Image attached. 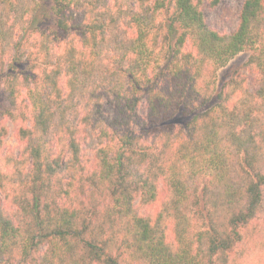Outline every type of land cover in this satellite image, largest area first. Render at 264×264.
Wrapping results in <instances>:
<instances>
[{
	"label": "trees",
	"instance_id": "trees-1",
	"mask_svg": "<svg viewBox=\"0 0 264 264\" xmlns=\"http://www.w3.org/2000/svg\"><path fill=\"white\" fill-rule=\"evenodd\" d=\"M220 1L0 0V264H264V0Z\"/></svg>",
	"mask_w": 264,
	"mask_h": 264
},
{
	"label": "rangeland",
	"instance_id": "rangeland-1",
	"mask_svg": "<svg viewBox=\"0 0 264 264\" xmlns=\"http://www.w3.org/2000/svg\"><path fill=\"white\" fill-rule=\"evenodd\" d=\"M243 0H221L218 6L215 9H209L205 4L202 7V13L205 19V22L211 28L217 30L221 33H231L235 30L238 24V15L240 11V7ZM52 25V24H51ZM31 30L25 31V33H21V31H17L16 38L19 39L23 35L22 41L24 43H29L30 50L35 51V45H39L41 41L39 36L35 34L30 35ZM54 40L53 38H51ZM42 42V41H41ZM248 52H243L237 55L226 67L220 69L217 72V87L218 89L222 88L227 82L232 74H236L237 77H243L245 79V85L249 89L250 92L254 90V75L249 73L246 69L243 68V64L248 57ZM32 62V61H30ZM24 70H27V67H23ZM236 97L233 98V100ZM2 103V96H0V104ZM138 112L140 115L144 116L146 114V105L144 100H141L138 106ZM5 126L7 128V136L3 139L0 149V157L13 153L15 155L19 154V150L21 145L18 142L16 137V131L19 128V124H13L9 120L5 121ZM87 154L92 157V153L87 150ZM0 168L1 163H0ZM162 184H159L160 195H162ZM0 205L4 208L10 207L7 199L4 198L3 195L0 194ZM157 204L152 208L156 209L158 207Z\"/></svg>",
	"mask_w": 264,
	"mask_h": 264
}]
</instances>
